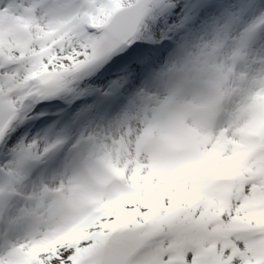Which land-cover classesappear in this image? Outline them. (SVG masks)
<instances>
[{
	"label": "snow or ice",
	"instance_id": "obj_1",
	"mask_svg": "<svg viewBox=\"0 0 264 264\" xmlns=\"http://www.w3.org/2000/svg\"><path fill=\"white\" fill-rule=\"evenodd\" d=\"M0 264H264V0H0Z\"/></svg>",
	"mask_w": 264,
	"mask_h": 264
}]
</instances>
